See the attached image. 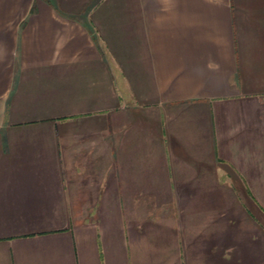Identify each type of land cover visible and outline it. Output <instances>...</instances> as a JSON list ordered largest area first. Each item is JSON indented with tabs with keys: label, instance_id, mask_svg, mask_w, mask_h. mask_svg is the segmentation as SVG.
<instances>
[{
	"label": "crops",
	"instance_id": "obj_1",
	"mask_svg": "<svg viewBox=\"0 0 264 264\" xmlns=\"http://www.w3.org/2000/svg\"><path fill=\"white\" fill-rule=\"evenodd\" d=\"M0 264H264V0H0Z\"/></svg>",
	"mask_w": 264,
	"mask_h": 264
}]
</instances>
